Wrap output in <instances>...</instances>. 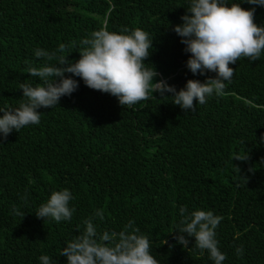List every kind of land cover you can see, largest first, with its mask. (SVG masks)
<instances>
[{
    "label": "trees",
    "instance_id": "trees-1",
    "mask_svg": "<svg viewBox=\"0 0 264 264\" xmlns=\"http://www.w3.org/2000/svg\"><path fill=\"white\" fill-rule=\"evenodd\" d=\"M225 2L255 8L254 22L264 27V7ZM190 3L0 0V108L19 107L21 83H42L28 74L29 67L57 63L37 58V49L70 45L63 54L75 62L80 42L101 29L149 33L153 46L145 63L177 91L188 80L215 78L213 72L188 70L191 54L173 31ZM229 67L235 74L223 94L186 112L173 104L171 93L162 98L157 92L122 108L116 97L72 76L79 88L71 96L39 109L38 125L13 131L0 143V264H41L42 255L52 264H67L61 249L85 230L89 218L97 233H119L134 222L159 264H214L194 238H188V248L177 243L181 206L223 218L215 230L227 256L223 264H264V53ZM247 154L245 161L233 160ZM64 189L73 196L71 220L38 219L40 205Z\"/></svg>",
    "mask_w": 264,
    "mask_h": 264
},
{
    "label": "clouds",
    "instance_id": "clouds-1",
    "mask_svg": "<svg viewBox=\"0 0 264 264\" xmlns=\"http://www.w3.org/2000/svg\"><path fill=\"white\" fill-rule=\"evenodd\" d=\"M244 3L264 7V0H244ZM255 10H245L240 3L228 6L225 0H191L186 14L181 17L183 24L176 25L173 31L182 38L180 42L185 45L184 51L191 54L186 62L188 70L193 75L213 72L216 76L203 83L188 80L179 91L166 80L157 79L159 73L155 67L145 63L151 55L149 50L153 39L139 28H124L119 33L106 29L94 31L90 38L80 42V58L75 62L63 54L70 45L62 43L53 52L37 49V58L49 62L56 60L57 63L27 69L30 76L38 77L42 83L34 86L21 83L19 88L23 99L19 107L0 108L3 113L0 117V143L13 131L19 133L28 125H38L42 114L39 109L53 108L61 97L71 96L79 88L78 81L72 76L82 79L92 90L116 97L122 108L154 98L153 93L157 92L162 98H169L164 94L171 93L173 104L185 112L194 110L197 104H205L207 97L223 94L225 82L235 74L230 64H236L241 58L257 61L264 53V27L254 22ZM247 159L248 154L236 156L233 160ZM236 169L240 172L239 168ZM72 199L68 189L53 191L35 215L44 221L48 218L57 223L69 221L75 211L69 207ZM14 211L25 216L17 209ZM179 214L181 220L174 232L177 243L188 248V238H194L196 248L206 250L214 264H223L227 256L219 249L215 231L223 218L212 211L189 212L187 206H181ZM95 215L103 218L101 210ZM83 223L85 230L61 249L60 255L67 258V264H159L152 255L148 237L140 234L139 228L133 226L134 222L130 221L119 233L111 234L108 231L97 233L91 218ZM236 251L238 255L243 253L242 248ZM39 259L41 264H52V258L47 255Z\"/></svg>",
    "mask_w": 264,
    "mask_h": 264
}]
</instances>
